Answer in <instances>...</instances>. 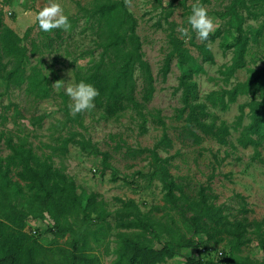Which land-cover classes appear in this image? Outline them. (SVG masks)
I'll list each match as a JSON object with an SVG mask.
<instances>
[{"label":"rangeland","instance_id":"1","mask_svg":"<svg viewBox=\"0 0 264 264\" xmlns=\"http://www.w3.org/2000/svg\"><path fill=\"white\" fill-rule=\"evenodd\" d=\"M91 1L53 0L61 5L68 18L79 14V5L89 7ZM169 1L124 0L127 9L137 19L136 30L142 44L143 58L154 78L153 97L143 109L147 120L145 133H141V120L132 110H127L117 119H104L101 112L93 108L79 113L78 120H74L68 106L70 98L63 88L59 91L64 94V100L56 96L53 101L37 102L23 90L9 88L0 80V157L10 153L5 140L11 138L14 143L30 147L41 159L49 157L56 168L74 180L77 194L84 200L91 194L96 195V209L87 218L80 216L70 219L73 232L64 236L49 231L52 221L46 214L39 215L28 196L12 195L16 206L28 213L25 231L44 246L46 252L43 260L47 264H69L68 258L76 250L97 258L100 264H116L119 247L127 237L141 239L154 248H160L166 241H178L180 244L188 240L195 242V246L179 249L173 259L162 264H185L187 257H211L216 260L217 250H228L226 242L214 245L207 242L204 235H191L180 215L164 207L159 182L150 171L146 155H128L129 150L152 148L159 141L163 129L156 123L157 118L163 121L165 132L171 140V145L158 149V153L161 157H172L170 173L185 193L195 195L200 187H207V193L216 197L215 204L223 207L229 220L246 219L250 224L264 220V142L258 149V156L253 148L243 149L236 142L241 128L248 123L244 116L241 125H238V106L247 102L250 96L238 97L225 111L213 108L205 100L209 92L229 89L238 82H244L251 70L264 65V10L257 9V17L246 20L244 27L249 26L250 33L245 66L225 80L220 70L230 64L231 51L223 49L221 37L201 42L187 24L196 0H174L170 7ZM231 1L199 0L215 24V30L209 36L219 30H227L226 20H221L217 14L224 12ZM46 3L48 0H3L0 6L3 24L20 37L32 27L29 40L35 39L38 35L35 13ZM182 28L189 29L191 39L182 35ZM170 30L198 62L201 58L191 41L197 45H207L213 56L214 63H203L204 72L195 76L194 81L198 85V102L206 104L210 114L207 122L215 121L217 125L224 122L230 127L231 135L225 145H219L209 138L193 145L182 137L183 121L178 118L180 93L175 92L181 70L174 57L171 58L166 78L163 80L160 75L171 51L167 37ZM78 31L79 28H75V40L79 39ZM38 58H34V62ZM44 59L51 62L47 54H44ZM90 61V57L86 56L78 61V66L84 68ZM40 66L46 69L44 62H40ZM53 70H57V81H63L65 86L73 83L69 68L57 64ZM54 90L59 92L55 87ZM71 137L73 140L89 141L90 147L108 153L110 166L115 169L119 179L112 181L110 170L101 174V157L90 147L80 149L70 142L62 150L63 140ZM10 176L15 180L14 171ZM122 178L129 184L124 183ZM117 199L125 202L133 200L140 214L148 217L150 223L153 222L152 230L119 227L114 218L121 207ZM243 204L245 212L241 208ZM247 238L249 242L235 253V258L260 261L262 251L252 226L248 228ZM202 248L209 250L210 255L205 256Z\"/></svg>","mask_w":264,"mask_h":264},{"label":"trees","instance_id":"2","mask_svg":"<svg viewBox=\"0 0 264 264\" xmlns=\"http://www.w3.org/2000/svg\"><path fill=\"white\" fill-rule=\"evenodd\" d=\"M173 2L170 0L168 6H172ZM259 8L264 10V0H232L224 12L217 14L218 18L226 20L228 28L217 31L208 40L221 37L223 49L232 53L230 64L220 70L225 80L245 66L250 28H245L244 24L248 18L257 17L256 10ZM79 10L78 15L68 18L71 27L67 31L54 29L43 32L36 23L37 38L30 40L32 27L20 37L3 24L0 14V80L9 88L23 90L37 102L53 101L56 96L64 100V94L61 91L56 93L53 86L58 79L57 70L53 67L60 64L70 69L73 83L84 81L98 90L94 108L101 112L104 119H117L127 110H132L141 120V133H145L147 120L143 109L153 97L154 78L143 58L136 30L137 19L127 9L124 0H92L89 7L79 5ZM75 28H79L78 40L73 38ZM171 30L167 36L171 51L160 75L163 80L166 78L174 57L181 70L175 92L180 93L178 118L183 121L182 137L193 145L204 138L225 145L231 135L230 127L224 122L219 125L215 121L207 122L210 114L207 105L198 102V85L194 81L195 76L204 72L203 63H214L213 56L207 45L191 41L201 58L198 62ZM44 54L50 56V63L45 62ZM37 56L39 58L34 62ZM86 56L91 61L86 67H79L78 61ZM40 62L45 63L46 69L40 66ZM244 95L250 98L238 106L237 122L240 126L245 116L248 123L241 128L236 142L243 149L253 148L258 156V149L264 142V65L251 70L244 82H238L229 89L209 92L205 100L213 108L225 111ZM78 117L79 114L74 116V120ZM156 123L163 129L159 141L152 148L129 150L128 155H146L150 171L159 182L164 207L180 215L191 235H204L206 241L214 245L224 242L228 245V250H222V255L215 257L216 260L187 257L185 264H264V220L253 224L246 219L229 220L223 207L215 204L216 197L207 193V187H200L195 195L185 193L170 173L172 157H161L158 153V149L169 147L171 140L163 121L157 118ZM70 142L80 149L90 147L89 141L73 140L71 137L63 140L61 149L65 150ZM5 145L10 153L0 157V264H47L43 260L46 249L25 231L28 213L16 206L12 195L28 196L39 215L46 214L52 221L49 231L59 236L73 232L70 219L87 218L96 209V195L91 194L84 200L77 194L74 180L56 168L49 157L41 159L30 147L14 143L11 138L5 140ZM90 148L101 157V174L110 170L111 180H118L115 169L110 166L109 154L95 147ZM12 171L15 180L10 176ZM122 181L129 184L124 178ZM239 198L244 200L241 196ZM117 201L121 207L114 218L119 227L152 230L153 222L140 214L133 200ZM244 207L245 204L241 207L245 212ZM251 226L262 251L261 260L257 262L235 258V253L249 242L247 232ZM195 245L192 240L185 244L166 241L160 248H154L141 239L127 237L119 247L116 264H162L173 259L179 249ZM68 260L69 264H100L97 258L77 250L70 254Z\"/></svg>","mask_w":264,"mask_h":264},{"label":"clouds","instance_id":"3","mask_svg":"<svg viewBox=\"0 0 264 264\" xmlns=\"http://www.w3.org/2000/svg\"><path fill=\"white\" fill-rule=\"evenodd\" d=\"M35 22L43 32H50L54 29L67 31L71 27L68 16L64 14L61 5L53 2V0H48V3L36 11ZM187 24L190 25L191 30L196 33L197 38L201 42L207 41L209 34L215 30L213 19L208 15L207 9L200 4L199 0H196V3L192 5ZM181 33L191 39L188 28H182ZM53 86L57 91L63 88L66 95L70 98L68 106L71 115L75 116L95 107L94 100L99 95V92L92 84L80 81L78 83H69L65 86L63 81L58 80Z\"/></svg>","mask_w":264,"mask_h":264},{"label":"built area","instance_id":"4","mask_svg":"<svg viewBox=\"0 0 264 264\" xmlns=\"http://www.w3.org/2000/svg\"><path fill=\"white\" fill-rule=\"evenodd\" d=\"M2 2H3V0H0V6H1V4H2ZM11 14V13H10ZM200 251V250H199ZM201 252L203 253V254H205V256H209L210 254V252H209V250H207L206 248H202L201 249ZM222 255V250H217L216 251V254H215V256L216 257H219V256H221ZM211 258V257H210Z\"/></svg>","mask_w":264,"mask_h":264}]
</instances>
